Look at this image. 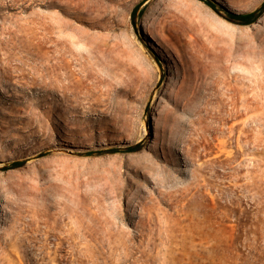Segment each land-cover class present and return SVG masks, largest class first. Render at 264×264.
Instances as JSON below:
<instances>
[{
    "label": "rangeland",
    "instance_id": "1",
    "mask_svg": "<svg viewBox=\"0 0 264 264\" xmlns=\"http://www.w3.org/2000/svg\"><path fill=\"white\" fill-rule=\"evenodd\" d=\"M143 1L0 0V264H264V15Z\"/></svg>",
    "mask_w": 264,
    "mask_h": 264
},
{
    "label": "trees",
    "instance_id": "2",
    "mask_svg": "<svg viewBox=\"0 0 264 264\" xmlns=\"http://www.w3.org/2000/svg\"><path fill=\"white\" fill-rule=\"evenodd\" d=\"M147 1H150V0H144L139 5H137L132 11V23H133V26L135 28L137 26V22H136L137 19L141 18V16L144 13V8L141 9V7ZM204 2L207 6H209L211 9H213L218 14H221V15L225 16L228 20L236 22V23L243 25V26H249V25L256 23L264 15V2H262V4L256 10H254L252 12H247L244 14L233 13V12H231L225 8L218 6L216 3H214L210 0H204ZM141 149H142L141 145L137 144L135 146L128 147V148L124 149L123 151H120L121 149H115V150L112 149V150H109L107 152L108 153H118V152L135 153V152H139ZM25 164H26V162H24V161L15 162V163L11 164L10 166L5 167L4 170L18 169V168L23 167Z\"/></svg>",
    "mask_w": 264,
    "mask_h": 264
},
{
    "label": "bare ground",
    "instance_id": "3",
    "mask_svg": "<svg viewBox=\"0 0 264 264\" xmlns=\"http://www.w3.org/2000/svg\"><path fill=\"white\" fill-rule=\"evenodd\" d=\"M65 66L66 64L64 63L63 57L61 61H59V59L57 60L56 63H53L52 61H50V63L43 66L42 71L44 72V74L42 75L43 80L41 83L43 84L42 87H45L47 89V92L52 93L56 91V92L65 93L67 91H70L71 87L76 86V88L77 87L79 88L80 86L79 84L82 81L86 80V78H83L82 80L79 79L78 81L77 79L74 78L73 75H70L68 73ZM86 77H88V79H91L89 75H87ZM66 81H68L67 84H66ZM80 91H77V93H79Z\"/></svg>",
    "mask_w": 264,
    "mask_h": 264
}]
</instances>
